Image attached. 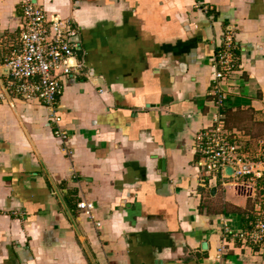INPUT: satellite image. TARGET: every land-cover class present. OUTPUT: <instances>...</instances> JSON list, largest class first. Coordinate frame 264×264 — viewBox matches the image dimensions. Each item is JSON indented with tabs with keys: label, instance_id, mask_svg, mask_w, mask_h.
Listing matches in <instances>:
<instances>
[{
	"label": "crops",
	"instance_id": "0c3cea01",
	"mask_svg": "<svg viewBox=\"0 0 264 264\" xmlns=\"http://www.w3.org/2000/svg\"><path fill=\"white\" fill-rule=\"evenodd\" d=\"M34 1L73 19L82 66L54 112L9 90L0 99V264H264V245L231 242L218 257L224 228H250L258 200L206 175L195 147L231 33L226 128L243 157L260 154L264 0ZM23 24L19 0H0V92Z\"/></svg>",
	"mask_w": 264,
	"mask_h": 264
},
{
	"label": "built area",
	"instance_id": "2783aa9c",
	"mask_svg": "<svg viewBox=\"0 0 264 264\" xmlns=\"http://www.w3.org/2000/svg\"><path fill=\"white\" fill-rule=\"evenodd\" d=\"M19 5L24 19L19 34L20 47L13 49L5 59L10 77L4 91L0 92V99H7L9 90L27 99L38 98L54 112L65 88L63 77H76L82 66L76 59L79 41L71 39L78 35V29L73 19L50 16L34 0H19ZM234 48L233 35L228 33L214 59L213 122L195 135V147L200 154L197 165L208 176L235 177L243 191L258 200L259 212L248 229L237 232L229 226L224 228L227 240L219 247L218 257L231 242H240L243 247L264 245V140L260 142L261 151L256 158H245L240 153L239 143L226 128L225 85L236 71ZM53 117L60 120L56 114ZM56 135L63 139L68 137L60 130ZM78 206L89 217H94V202L82 201Z\"/></svg>",
	"mask_w": 264,
	"mask_h": 264
},
{
	"label": "water",
	"instance_id": "95a60500",
	"mask_svg": "<svg viewBox=\"0 0 264 264\" xmlns=\"http://www.w3.org/2000/svg\"><path fill=\"white\" fill-rule=\"evenodd\" d=\"M71 39L74 41H79V35H76V36L72 37ZM7 69H8V67H7ZM8 71H9V69H8Z\"/></svg>",
	"mask_w": 264,
	"mask_h": 264
}]
</instances>
